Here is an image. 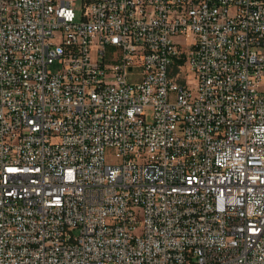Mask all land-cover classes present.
Segmentation results:
<instances>
[{
	"label": "built area",
	"instance_id": "built-area-1",
	"mask_svg": "<svg viewBox=\"0 0 264 264\" xmlns=\"http://www.w3.org/2000/svg\"><path fill=\"white\" fill-rule=\"evenodd\" d=\"M78 1L0 0V264H264V0Z\"/></svg>",
	"mask_w": 264,
	"mask_h": 264
},
{
	"label": "rangeland",
	"instance_id": "rangeland-1",
	"mask_svg": "<svg viewBox=\"0 0 264 264\" xmlns=\"http://www.w3.org/2000/svg\"><path fill=\"white\" fill-rule=\"evenodd\" d=\"M81 8H82V0H79V1H78V4H77V7H76L77 12H78L79 14L81 13ZM183 40H184V38H183L182 36H178V37H176V41H177V42H180V43L184 44V41H183ZM50 67H51V69H52L53 71H56V70H58L59 65L56 63V64L51 65ZM148 119L151 120V114H150V113H149V117H148Z\"/></svg>",
	"mask_w": 264,
	"mask_h": 264
}]
</instances>
